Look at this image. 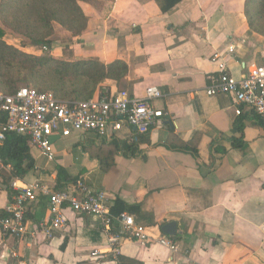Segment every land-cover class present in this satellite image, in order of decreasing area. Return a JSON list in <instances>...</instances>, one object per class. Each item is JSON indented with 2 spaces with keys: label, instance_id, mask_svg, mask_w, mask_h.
I'll return each instance as SVG.
<instances>
[{
  "label": "crops",
  "instance_id": "1",
  "mask_svg": "<svg viewBox=\"0 0 264 264\" xmlns=\"http://www.w3.org/2000/svg\"><path fill=\"white\" fill-rule=\"evenodd\" d=\"M100 2L101 8L80 3L88 17L81 35L54 25L50 54L68 61H124L125 77L102 86L137 97L157 86L162 97L153 105L164 115L132 143L129 127L107 140L93 133L54 134V159L31 148L33 168L12 181L22 188L39 181L58 191L82 178L106 193L112 214L133 216L154 237L173 241L176 250L154 239L140 243L122 236L115 224L111 233L122 236L116 243L124 258L119 262L111 233L91 216L65 208L66 226L51 239H18L0 231V264H264V126L250 111L237 116L230 94L204 91L217 73L212 55L231 43L236 49L225 63L233 76L264 64V35L249 28L245 0ZM20 48L42 52L32 44ZM123 143L133 144V151ZM10 202L0 185V210ZM48 217L47 195L27 204L28 227ZM169 222L176 224L174 235L162 231Z\"/></svg>",
  "mask_w": 264,
  "mask_h": 264
},
{
  "label": "built area",
  "instance_id": "2",
  "mask_svg": "<svg viewBox=\"0 0 264 264\" xmlns=\"http://www.w3.org/2000/svg\"><path fill=\"white\" fill-rule=\"evenodd\" d=\"M43 46L41 49H45ZM236 44H229L224 51L215 52L211 61L217 73L209 77L210 84L205 94H230L235 101V114L243 110L252 112L264 125V64H252L245 68L239 77L229 73L225 57L232 54ZM162 97L157 86L145 88L144 96L137 97L126 89L109 94L92 96L83 101H61L50 91H37L33 87L21 86L11 94L0 91V112L6 121L0 125V144L7 132L28 136L32 148L48 160L55 157L50 137L58 134L68 137L72 133H93L103 140L113 138L124 127L134 129L129 142H136L138 136L146 134L164 115L161 108L153 105V100ZM1 164V157H0ZM9 168V165H7ZM15 191L12 201L6 206L7 215L0 216V231L18 239L30 238L37 241L39 236L51 239L55 233L66 226L65 208L82 216H91L100 228L110 234L115 224L120 234L140 243L150 239L175 251L176 245L166 236L154 237L147 228L135 222L127 213L114 215L104 191L94 190L84 179L79 178L67 184L63 190H54L39 181L24 188L16 180L10 184ZM48 197L49 217L31 228L27 226L24 215L26 206L38 195ZM121 235L111 233L112 253L117 258L116 243ZM97 252H93L95 255Z\"/></svg>",
  "mask_w": 264,
  "mask_h": 264
},
{
  "label": "trees",
  "instance_id": "3",
  "mask_svg": "<svg viewBox=\"0 0 264 264\" xmlns=\"http://www.w3.org/2000/svg\"><path fill=\"white\" fill-rule=\"evenodd\" d=\"M81 2L101 8L100 0H0V91L15 92L21 85L37 91H50L61 101H83L91 98L96 90L100 94L110 91L102 84L107 80L120 82L127 74V64L122 60L103 63L97 58L68 61L50 54L54 25L58 24L72 36H79L87 26L88 17ZM244 14L249 28L264 35V0H245ZM10 32L26 44L46 48L33 54L5 40ZM6 115L0 112V125ZM263 125V122L260 121ZM264 126V125H263ZM117 145V144H116ZM132 152L133 144H121ZM31 143L26 135L7 132L0 144V185L7 187L12 201V179L23 177L34 166ZM103 166L106 161L100 158ZM9 165V168L7 167ZM60 172V170H59ZM71 179L68 183L76 181ZM7 213L0 210V216ZM122 262L124 258L117 256Z\"/></svg>",
  "mask_w": 264,
  "mask_h": 264
},
{
  "label": "rangeland",
  "instance_id": "4",
  "mask_svg": "<svg viewBox=\"0 0 264 264\" xmlns=\"http://www.w3.org/2000/svg\"><path fill=\"white\" fill-rule=\"evenodd\" d=\"M5 40L8 42V43H10V44H12V45H17V46H19V47H21V40L16 36V35H14V34H12V33H10V32H8L6 35H5ZM21 86H27V85H21Z\"/></svg>",
  "mask_w": 264,
  "mask_h": 264
},
{
  "label": "water",
  "instance_id": "5",
  "mask_svg": "<svg viewBox=\"0 0 264 264\" xmlns=\"http://www.w3.org/2000/svg\"><path fill=\"white\" fill-rule=\"evenodd\" d=\"M163 233L167 235H174L176 231V224L175 222H169L162 226Z\"/></svg>",
  "mask_w": 264,
  "mask_h": 264
}]
</instances>
